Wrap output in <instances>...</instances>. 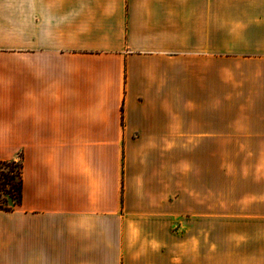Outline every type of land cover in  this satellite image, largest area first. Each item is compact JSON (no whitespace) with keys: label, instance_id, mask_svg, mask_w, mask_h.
I'll use <instances>...</instances> for the list:
<instances>
[{"label":"crops","instance_id":"obj_1","mask_svg":"<svg viewBox=\"0 0 264 264\" xmlns=\"http://www.w3.org/2000/svg\"><path fill=\"white\" fill-rule=\"evenodd\" d=\"M17 159L0 264H264V0H0Z\"/></svg>","mask_w":264,"mask_h":264},{"label":"trees","instance_id":"obj_2","mask_svg":"<svg viewBox=\"0 0 264 264\" xmlns=\"http://www.w3.org/2000/svg\"><path fill=\"white\" fill-rule=\"evenodd\" d=\"M21 177L17 160L0 161V212H11L20 202ZM7 195V198H3ZM10 203V204H9Z\"/></svg>","mask_w":264,"mask_h":264},{"label":"rangeland","instance_id":"obj_3","mask_svg":"<svg viewBox=\"0 0 264 264\" xmlns=\"http://www.w3.org/2000/svg\"><path fill=\"white\" fill-rule=\"evenodd\" d=\"M221 117H223V116H221ZM7 198L8 199V196L7 195H3V198ZM10 204V203H9ZM263 262H264V260H262Z\"/></svg>","mask_w":264,"mask_h":264}]
</instances>
